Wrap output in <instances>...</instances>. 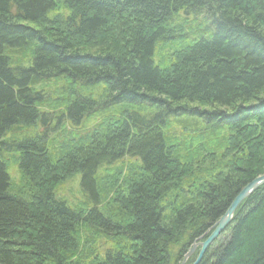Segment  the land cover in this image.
<instances>
[{
	"label": "trees",
	"instance_id": "1",
	"mask_svg": "<svg viewBox=\"0 0 264 264\" xmlns=\"http://www.w3.org/2000/svg\"><path fill=\"white\" fill-rule=\"evenodd\" d=\"M263 175L264 0H0V264H181ZM200 264H264V185Z\"/></svg>",
	"mask_w": 264,
	"mask_h": 264
},
{
	"label": "water",
	"instance_id": "2",
	"mask_svg": "<svg viewBox=\"0 0 264 264\" xmlns=\"http://www.w3.org/2000/svg\"><path fill=\"white\" fill-rule=\"evenodd\" d=\"M264 185V175L252 181L248 184L241 193L236 197L234 202L231 204L226 214L218 221L214 227L213 232L204 240V237L199 239L192 247V249L185 255L184 260L181 264H187L192 256L198 251L197 259L193 264H200L208 251L212 243L222 234L227 227L231 224L234 215L241 204L249 198L258 188Z\"/></svg>",
	"mask_w": 264,
	"mask_h": 264
},
{
	"label": "rangeland",
	"instance_id": "3",
	"mask_svg": "<svg viewBox=\"0 0 264 264\" xmlns=\"http://www.w3.org/2000/svg\"><path fill=\"white\" fill-rule=\"evenodd\" d=\"M11 176L15 180L18 179L17 173L15 170L11 171ZM81 179H82V176L78 174L75 178L70 180L68 183L62 185L57 191V196L60 198H64L65 200L68 201L69 204L72 205L81 196V192H82ZM221 235L222 234L218 236V238L212 243V245L221 237ZM211 246L209 248H211Z\"/></svg>",
	"mask_w": 264,
	"mask_h": 264
}]
</instances>
